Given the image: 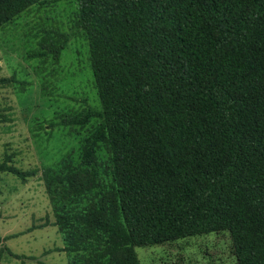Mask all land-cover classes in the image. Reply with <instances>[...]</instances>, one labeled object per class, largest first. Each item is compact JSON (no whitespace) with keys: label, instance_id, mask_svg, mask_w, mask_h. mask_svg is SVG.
I'll list each match as a JSON object with an SVG mask.
<instances>
[{"label":"trees","instance_id":"1","mask_svg":"<svg viewBox=\"0 0 264 264\" xmlns=\"http://www.w3.org/2000/svg\"><path fill=\"white\" fill-rule=\"evenodd\" d=\"M51 3L0 0V29ZM77 25L100 109L61 119L96 126L78 164L42 172L57 251L139 264L135 248L228 231L237 264H264V0H78Z\"/></svg>","mask_w":264,"mask_h":264},{"label":"rangeland","instance_id":"2","mask_svg":"<svg viewBox=\"0 0 264 264\" xmlns=\"http://www.w3.org/2000/svg\"><path fill=\"white\" fill-rule=\"evenodd\" d=\"M77 14L78 0H53L0 29V164L22 174L0 172V264H77L81 255L57 251L62 236L42 180L65 158L78 164L96 126L94 119L83 128L61 119L100 109ZM48 32L68 37L58 59L29 58ZM95 155L105 162L102 149ZM134 250L139 264H237L228 231Z\"/></svg>","mask_w":264,"mask_h":264}]
</instances>
